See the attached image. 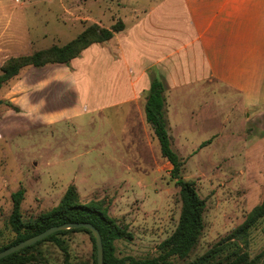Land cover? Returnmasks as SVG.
I'll use <instances>...</instances> for the list:
<instances>
[{"label":"rangeland","instance_id":"obj_1","mask_svg":"<svg viewBox=\"0 0 264 264\" xmlns=\"http://www.w3.org/2000/svg\"><path fill=\"white\" fill-rule=\"evenodd\" d=\"M139 19L145 21L144 38L165 42L166 54L183 49L170 60L176 82L183 84L189 69L202 75L197 47L184 49L194 34L182 0H0V44L12 46L10 53H0V74L6 57L63 46L93 24L111 28L122 20L131 28ZM122 34L115 36L127 41ZM107 54L89 55L91 62L79 71V79L86 76L75 105L80 116H71L73 87L66 74L74 70L72 62L25 67L0 90V245L14 236L9 226L14 193L25 190L21 210L27 221L58 206L70 185L83 204H101L130 233L115 242L120 258H156L175 232L180 189L146 120L147 92L138 102H107L112 79L91 65L110 66L109 59L102 61ZM161 69L152 67L148 77L162 81ZM208 79L194 78L165 94L172 148L184 161L181 177L195 182L206 201L199 243L188 258L173 257L171 264H188L212 250L264 199V122H248L240 96ZM98 92L102 106L96 110ZM66 238L72 264L92 260L90 235ZM231 243L224 257L245 251L253 258L264 251V218ZM45 253L48 264L62 263L56 246L46 245Z\"/></svg>","mask_w":264,"mask_h":264},{"label":"trees","instance_id":"obj_2","mask_svg":"<svg viewBox=\"0 0 264 264\" xmlns=\"http://www.w3.org/2000/svg\"><path fill=\"white\" fill-rule=\"evenodd\" d=\"M125 29L126 26L122 20H119L111 28H101L93 24L86 27L74 40L63 46L54 45L47 50L36 51L26 57H12L1 67L0 90L4 84L18 76L25 67L41 68L50 64L69 66L74 59L80 57L93 44L109 42L116 34ZM145 112L146 120L152 126L159 141L161 154L172 166L170 175L175 181V185L180 189L182 202L178 226L175 232L161 244V254L158 257L143 260L133 257H118L115 242L130 238V233L111 218L107 209L103 208L101 204L93 202L83 204L75 185L68 187L58 206L27 221L23 219L21 210L25 190L20 189L14 193L13 212L9 220V226L14 236L0 245V252L54 226L65 223H90L99 230L102 236L104 264H171L170 260L173 257L188 258L199 243L205 228L206 201L200 198L195 182L184 180L181 177L184 161L172 148L167 119L165 86L156 77L151 80ZM204 145L205 143L201 147ZM262 218H264V199L261 204L252 209L245 221L225 239L212 250L188 264H264V251L253 258L245 251H233L224 257V252L232 245L230 242L246 237L251 228ZM73 233H86L90 235L93 243L92 260L80 264H97L96 241L92 232L87 228L57 232L32 246L1 259L0 264H48L45 253V247L48 244L56 246L63 254L61 264H72L70 245L66 237Z\"/></svg>","mask_w":264,"mask_h":264},{"label":"crops","instance_id":"obj_3","mask_svg":"<svg viewBox=\"0 0 264 264\" xmlns=\"http://www.w3.org/2000/svg\"><path fill=\"white\" fill-rule=\"evenodd\" d=\"M182 4L190 31L194 34L184 49L197 47L202 61V75L199 69L195 75H191L193 71L189 69L186 79L190 80L184 79L183 84L181 80L176 82L178 74L169 72L170 60L183 49L166 54L165 42H152L144 38L140 29L145 21L139 19L133 27L126 26L121 32L127 35V41L119 42L120 38L115 36L108 46L93 44L72 61L74 70L66 74L68 84L73 87L69 95L74 100L71 116H80L82 113L80 107L75 106L78 105L77 98L81 96V83L85 81L82 78H86L85 75L78 78L82 65L86 60L91 62L89 55L108 53L102 59L105 63L111 61L107 68L99 69L97 64L100 61L91 63L102 78L107 75L112 79V92L107 94V102H138L142 93L149 92L152 80L148 77L149 71L152 67H161L165 94H172L175 88L192 84L194 78L202 81L209 78L208 81L220 84L240 96L244 111L249 112L248 122H264V0H182ZM8 48L12 46L0 44V53H10ZM112 52L117 53L116 57ZM10 58L6 57L3 64ZM205 70L207 78L204 77ZM100 101L97 102L96 110L102 106ZM83 109L86 110V106ZM255 110L257 113L252 114Z\"/></svg>","mask_w":264,"mask_h":264},{"label":"water","instance_id":"obj_4","mask_svg":"<svg viewBox=\"0 0 264 264\" xmlns=\"http://www.w3.org/2000/svg\"><path fill=\"white\" fill-rule=\"evenodd\" d=\"M78 228H87L92 232L95 238L96 247H97V264H104V251H103L102 236L99 230L90 223H65L62 225L51 227L36 236H33L25 241L18 243L17 245H14L0 252V260L22 249L32 246L57 232L64 231V230H70V229H78Z\"/></svg>","mask_w":264,"mask_h":264}]
</instances>
